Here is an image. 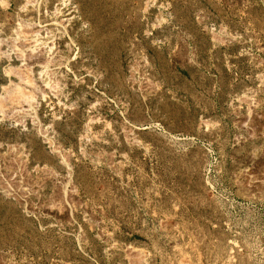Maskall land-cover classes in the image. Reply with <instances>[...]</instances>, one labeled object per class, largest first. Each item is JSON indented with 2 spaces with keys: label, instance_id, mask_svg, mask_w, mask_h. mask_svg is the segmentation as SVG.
Returning a JSON list of instances; mask_svg holds the SVG:
<instances>
[{
  "label": "rangeland",
  "instance_id": "obj_1",
  "mask_svg": "<svg viewBox=\"0 0 264 264\" xmlns=\"http://www.w3.org/2000/svg\"><path fill=\"white\" fill-rule=\"evenodd\" d=\"M0 264H264V0H0Z\"/></svg>",
  "mask_w": 264,
  "mask_h": 264
},
{
  "label": "bare ground",
  "instance_id": "obj_2",
  "mask_svg": "<svg viewBox=\"0 0 264 264\" xmlns=\"http://www.w3.org/2000/svg\"><path fill=\"white\" fill-rule=\"evenodd\" d=\"M15 91H16V95H15L16 98H19L20 96L23 97V96H22V93L19 92V90H15ZM21 97H20V98H21ZM25 97H26V96H25ZM25 97H23V98L25 99ZM20 101H21V99H20ZM22 101H23V100H22ZM16 102H17V101H16ZM23 103H24V102H23Z\"/></svg>",
  "mask_w": 264,
  "mask_h": 264
}]
</instances>
